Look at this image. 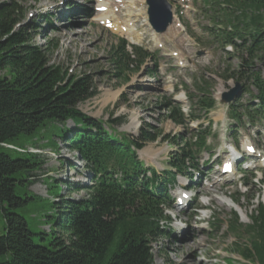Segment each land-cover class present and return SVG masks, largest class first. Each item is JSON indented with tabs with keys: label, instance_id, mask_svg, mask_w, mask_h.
Wrapping results in <instances>:
<instances>
[{
	"label": "trees",
	"instance_id": "16d2710c",
	"mask_svg": "<svg viewBox=\"0 0 264 264\" xmlns=\"http://www.w3.org/2000/svg\"><path fill=\"white\" fill-rule=\"evenodd\" d=\"M224 2L234 32L221 34L238 48L239 62L222 78L256 89L264 110V0ZM23 14L18 0L0 2V215L4 220L0 264H155L153 244L166 234L161 226L167 203L165 189L176 173L168 170L159 175L154 168H145L138 151L157 141L161 133L142 128L135 138L118 137L104 122L83 113L79 104L97 94L93 77L70 74L52 64L51 54L59 44H36L31 32L37 26L22 27ZM111 55L121 78L131 60L123 46H117ZM123 55L127 59L123 60ZM211 87L201 89L207 95L199 99V109L216 104ZM237 111L232 108V115L238 117ZM169 117L182 122L177 109ZM68 120L79 128L71 131L59 126ZM124 121L111 118L107 123ZM47 126L56 128L93 172L86 197L65 199L60 206L53 199L42 203L41 221L50 225L49 232L30 215L41 201L31 188L45 175L44 160L18 144L21 138L32 137ZM68 132L72 135L67 136ZM204 141L201 138L200 144ZM178 147L168 164L178 173H186L194 158L187 142ZM50 179L57 196L62 188ZM71 187L73 184L67 185ZM55 208L59 210L53 212ZM251 218L253 223L244 230L249 245H238L237 251L247 260L264 264V205L260 204ZM235 219L231 230L239 235L243 226L237 216Z\"/></svg>",
	"mask_w": 264,
	"mask_h": 264
},
{
	"label": "rangeland",
	"instance_id": "374dc122",
	"mask_svg": "<svg viewBox=\"0 0 264 264\" xmlns=\"http://www.w3.org/2000/svg\"><path fill=\"white\" fill-rule=\"evenodd\" d=\"M3 1L10 0H0V2ZM18 2L24 12L22 27L32 23L37 26L33 30L34 32H31L34 42L41 46L49 42L59 44V47L51 54V63L64 67L69 70L70 74L93 77L97 94L79 104V109L83 113L99 122H104L105 128L118 137L135 138L140 134L142 128L161 133L157 141L148 142L142 150L138 151V156L146 167L153 166L157 171L167 168V161L179 151L180 147L178 146L183 147L184 143L190 140L194 129L193 125L199 126L204 122L202 129L211 126L208 121L202 120L192 125L188 124L189 127H180L169 117L168 104L173 102L176 97L172 93L173 88L183 91L178 95L179 97L183 96L184 92L188 93L187 90L191 93L197 92L194 87L195 79L201 75L212 82L211 91L218 99L216 109L209 115V118L213 120L212 133L215 135L210 140L211 146L216 149L213 159L220 157L222 153L216 148L218 144L224 148L229 145L230 141L236 140L232 135L235 130L240 129V144L242 141L245 142L251 133L255 135L254 131L247 126H237V123L228 117V106L218 98L221 95L224 96L225 93H231L230 90L236 85V79L223 80L217 73L226 68V63L232 64L234 67L232 70H234L239 61L237 57L226 56L217 45L208 43L209 34L205 28L210 24V20L209 16L200 9L202 8L200 1L198 3L194 1L192 14H188L190 20L187 22L189 21L190 25H193L194 37L191 34L190 36L186 33L182 34L181 38L173 42L164 52V55L158 53L157 57L146 62L141 63L135 58L137 61L129 62V67L126 68V72L121 78L117 77V69L112 65L111 55L116 49V44H119L121 36L106 31L94 21L95 18L92 20L89 16L95 6V0H18ZM42 15H47V17L41 19ZM50 20H52L51 23ZM168 36H166V40H170ZM140 41H143L142 45L146 47V41L144 42L142 39ZM150 46L152 47V45ZM178 49H181L182 58L187 65L184 69L179 68L176 59L166 57L171 50ZM199 50H205L207 54L197 57ZM129 51L133 53L131 48ZM127 57L132 58L129 54ZM162 57L165 60L162 61ZM124 59L127 58L123 55ZM168 60H171L169 65ZM2 73L9 75L8 71ZM242 83L244 84V82ZM252 89L256 94V89ZM244 101H250L248 94L243 97L242 102ZM186 106H190V104H186ZM196 114H200V112L197 111ZM111 118H123L125 121L122 124L110 126L107 122ZM59 126L71 131L79 128L72 120ZM255 130L259 131L257 128ZM56 132H58L56 128L47 126L40 129L34 136L21 138L18 141V144L22 145L25 150L39 153L45 163L44 177L31 188L41 201L34 206L30 215L36 224L41 225L40 228L48 232L50 225L41 221L44 210L42 203L53 199L58 201L60 206L65 199H82L87 196L93 183L91 169L86 166L76 151L71 150L67 139ZM67 134L70 136L72 132ZM210 151L202 152L200 155L202 157L201 164L203 161L209 160ZM212 161L209 162L210 166L214 165ZM213 167L214 170H217V167ZM254 173L256 178L254 179L253 174H250L248 179L247 175L239 172L230 178L231 182L226 186V189L211 192L215 209L212 210V213L208 212L209 219L214 225L216 218L219 220L213 233H199L198 237L195 235L188 237L184 234L181 236L183 239L178 241L179 237L176 235L179 233L174 229L176 221L171 218L170 233L165 234L159 239V242L153 244L155 264H258L245 259L237 251L238 245H249V235L244 230L253 223L251 220L252 208L256 207L259 202H264V187L258 183L261 178L264 179V175L256 171ZM194 176L193 179L196 178ZM50 178L57 181L56 184L62 188L57 196L52 191ZM244 178L247 179L243 182ZM211 179L212 176L207 175L203 179V184H201V179L200 184L193 191L199 195L205 194L206 187L205 189L203 187L211 182ZM240 180L245 183V186L241 188ZM183 181V179L180 180V183ZM70 184H73V187L67 188V185ZM227 190L234 192V200H238L242 206L239 207L246 211L245 217L239 215L240 222L243 224L242 232L239 235L231 231V214L234 209L227 205L228 200L231 199L224 196V201L220 200L221 204L227 206L216 205L215 202V196L220 197L221 192ZM205 201L203 199V202ZM50 203L51 201H49ZM251 204L254 206L251 207ZM58 210L55 208L53 212ZM170 213L180 215L181 219L191 224L192 232H198L194 230L193 225V221L196 220L193 214L196 213V210H187L183 214L182 211L179 214V209L167 210V214ZM3 224L4 220L0 215V235L3 233ZM205 225L203 224L202 227Z\"/></svg>",
	"mask_w": 264,
	"mask_h": 264
},
{
	"label": "water",
	"instance_id": "95a60500",
	"mask_svg": "<svg viewBox=\"0 0 264 264\" xmlns=\"http://www.w3.org/2000/svg\"><path fill=\"white\" fill-rule=\"evenodd\" d=\"M154 3H155V5L153 6V10L150 13L151 19H152V22H153L155 28L160 30L159 23L157 21V17L155 15V13H152V12H154L156 6H158L160 9H162L163 15L165 16V23H167L170 19V12H169L167 5L165 4V2L163 0H154Z\"/></svg>",
	"mask_w": 264,
	"mask_h": 264
},
{
	"label": "bare ground",
	"instance_id": "6f19581e",
	"mask_svg": "<svg viewBox=\"0 0 264 264\" xmlns=\"http://www.w3.org/2000/svg\"><path fill=\"white\" fill-rule=\"evenodd\" d=\"M98 16H99V18H102V17H104L105 16V14H103V13H101V14H98ZM229 202H228V206L229 207H231V208H237L238 209V211H239V213H240V215L241 216H246V211H244L241 207H239L238 205H236L232 200H228Z\"/></svg>",
	"mask_w": 264,
	"mask_h": 264
}]
</instances>
